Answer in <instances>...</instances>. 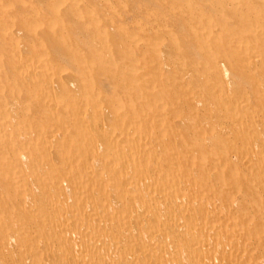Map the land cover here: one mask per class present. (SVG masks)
<instances>
[{
    "label": "bare ground",
    "instance_id": "1",
    "mask_svg": "<svg viewBox=\"0 0 264 264\" xmlns=\"http://www.w3.org/2000/svg\"><path fill=\"white\" fill-rule=\"evenodd\" d=\"M192 1L179 3L193 6ZM253 1L264 4L246 2ZM64 2L49 3L43 19L48 28L73 16L76 4L63 8ZM163 9H155V15L166 13ZM209 11L217 14L219 8L210 4ZM10 13L0 9L2 18ZM21 13H11L20 27L37 26L34 18L20 20ZM187 14L198 17L189 30L194 50L210 60L221 82L227 73L218 69L209 53L212 44L222 47L221 30L198 12ZM91 23H96L94 18ZM101 28L97 43L110 54L113 46ZM241 28L255 31L250 24ZM60 30L43 31L52 54L48 58L41 49L32 60L19 56V30L3 31L12 41V61L5 63L6 72L0 63V264H264V122L250 119L249 126L241 125L235 106L229 105L230 126L238 127V133L232 129L238 142H230L227 149L232 155L217 158L216 163L212 159L211 168L189 156L178 158L175 141L166 132L153 133L145 124L135 128L137 121L116 103L101 106L88 75L79 79L80 84L73 80V70L61 61L80 59ZM128 35L125 42L135 48L138 40ZM231 43L242 69L262 62L259 43L249 46L237 39ZM146 66L152 80H162L159 61ZM9 70L15 71L14 79L7 75ZM108 75L121 80L114 69ZM73 86L81 95H68ZM144 87L151 91V86ZM125 89L131 87L125 84ZM188 100L194 107L200 105L199 100ZM155 102L148 103L159 112L153 114L159 131L165 121L158 119L161 111ZM24 103L34 104L32 118L25 114ZM211 179L223 192L209 186Z\"/></svg>",
    "mask_w": 264,
    "mask_h": 264
},
{
    "label": "rangeland",
    "instance_id": "2",
    "mask_svg": "<svg viewBox=\"0 0 264 264\" xmlns=\"http://www.w3.org/2000/svg\"><path fill=\"white\" fill-rule=\"evenodd\" d=\"M51 1L57 2L58 0H0V9L13 14L18 11L21 13L22 9H26L27 13L22 12L20 20L26 22L28 19L34 18L38 23L37 26L24 23L20 27V21L13 14L10 13L9 18L0 17V63L3 66L1 70L6 72L5 63L7 60L12 61V54L9 50L12 41L3 34V31L18 29L20 32L17 42L20 47L19 56L21 59L23 58L22 60H26V57H28L27 60H32V57H35L33 55H36L41 49L45 50L48 58L52 54L50 45L42 35L43 31L46 29L44 32L48 33V30L51 31L52 28L56 31L61 29V32L68 35L74 57L81 61L71 62L70 59L61 61V65L64 64L63 66H66L71 72L73 70V80L79 83V79H82L85 74L88 75L89 84L98 93L101 106L104 105L103 107L107 108L116 103L118 107L122 106V109L119 107L120 111L128 110L126 116L129 119L132 118L137 121L135 128L145 124L144 126H148V129L153 133L166 132L164 134L175 141L174 151L178 158L188 159L189 156L190 159L188 160L200 163L205 168H211L214 162L218 161L217 158L230 154L228 151L231 146L230 142L233 144L238 142L236 136L238 127L235 123L230 126L232 122L229 115V105L235 106L236 116H238L241 125L249 126L251 121L256 124H263L264 17L259 16L258 18L256 14L258 11L264 13V4L253 1L250 5L246 2L249 0L224 1L223 3H217L216 0H193V6L190 2L187 5L180 4L179 0H162L161 2L160 0H63L65 2L64 5H61L62 7L70 8L73 5L74 8L76 4L74 10L71 7L74 11L73 16L69 19L55 21L48 28L43 23V19L50 10L49 3ZM1 4L6 5L1 6ZM210 4L217 5L219 8L217 14L209 11ZM163 6V10H167V12L163 14L161 12V16H156L154 10L163 8ZM177 11L180 13L178 14ZM187 11L198 12L202 20H209L221 30L222 41H224L221 43L222 47L214 44L209 46V53L214 55L215 61H218V69L227 73L221 82L214 73L210 60L203 59L204 57L194 50V39L189 30L192 27L190 25L198 17L194 15L192 17L187 14ZM169 14L171 15L169 16ZM92 18L95 19L96 23H91ZM246 24L254 26L255 31L241 30V27L246 26ZM4 27L6 28L4 29ZM100 27L105 31V36L113 46H110L112 50L110 54L104 50L105 48H100L97 43L100 39L98 33ZM128 34L138 40L135 48L125 42L126 38L129 37ZM241 35L243 38L239 37ZM233 38L243 41L249 46L253 43H259L262 48L258 55L262 56L260 57L262 62L248 70L242 69L235 46L231 43L234 41ZM174 45L178 46L175 47ZM157 49L159 55L153 57L154 51ZM214 51L217 52L214 54ZM151 60L161 63L158 72L162 79L160 81L152 80L147 71L146 65ZM58 62L60 63V61ZM83 66L88 67L86 72L81 70ZM112 69L121 76V80H115L108 75ZM8 72L7 75L11 79L16 77L15 71L9 70ZM125 84H128L131 90H126ZM143 84L151 86V91L146 92ZM71 90L72 92L68 93L69 96H77L80 93V91H76L77 88L74 86ZM16 92L13 96H16ZM216 93L219 99L215 98ZM188 99L199 100L200 105L194 107ZM150 100L156 101V104L158 102L157 105L161 111L158 119L165 121L160 127L161 131L156 129L154 124L156 118L153 115L159 112L150 107L148 103ZM33 105L32 103H24L28 111L25 114L29 118L33 117L31 113ZM170 114L174 117L171 118ZM38 115L39 113H36L34 117L38 118ZM36 118L34 119L36 120ZM23 119L26 120L27 117H23ZM197 129L199 132L195 133ZM232 129L236 130V133ZM168 145L170 148V143ZM169 151L171 152L173 149ZM157 152L160 153L159 148ZM163 157L166 158L165 154ZM193 176L195 179L198 177L196 173ZM223 178L225 182L228 181L227 175H223ZM216 184L214 179L209 181V186L215 190H220L221 185ZM221 191H215V193L219 194Z\"/></svg>",
    "mask_w": 264,
    "mask_h": 264
}]
</instances>
